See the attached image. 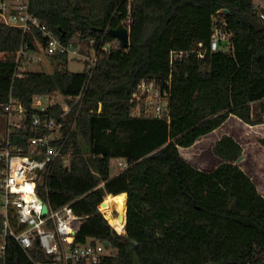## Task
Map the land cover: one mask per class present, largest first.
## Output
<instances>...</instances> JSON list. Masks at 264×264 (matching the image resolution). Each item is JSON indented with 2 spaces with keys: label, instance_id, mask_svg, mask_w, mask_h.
<instances>
[{
  "label": "trees",
  "instance_id": "1",
  "mask_svg": "<svg viewBox=\"0 0 264 264\" xmlns=\"http://www.w3.org/2000/svg\"><path fill=\"white\" fill-rule=\"evenodd\" d=\"M262 11L254 0H31V12L65 42L95 38L99 47L103 37L114 38L105 33L107 27L131 19L130 46L104 52L96 64L77 118L78 131L64 123L58 142L72 153L70 166L65 167L62 158L55 161L44 194L54 207L70 203L76 213L87 215L79 241L91 237L118 249L101 264H136L129 244L140 264L264 262V224L249 214L199 203L173 154L177 146H192L231 115L250 125L264 123ZM216 23L230 34L227 50L210 49ZM27 44L34 47L30 35L0 21V53L5 54L0 58V113L5 114L3 104L11 95L28 106L35 95L55 90L75 95L85 82V71L68 69V54L53 57L62 66L55 73L57 83L41 70L15 77L16 54ZM172 50L184 51L173 63ZM142 78L160 84L171 79L170 121L132 115L131 98ZM62 112L60 104L39 111L42 117ZM26 123L28 127L14 130L11 138L24 148L28 139L44 133L32 130L30 119ZM77 134L83 136L86 149ZM214 152L236 162L243 147L224 134ZM117 158H126L130 166L112 175L111 160ZM123 192L125 234L98 209L106 195ZM34 260L49 259L36 245L27 253L16 241L8 242L7 264Z\"/></svg>",
  "mask_w": 264,
  "mask_h": 264
},
{
  "label": "built area",
  "instance_id": "2",
  "mask_svg": "<svg viewBox=\"0 0 264 264\" xmlns=\"http://www.w3.org/2000/svg\"><path fill=\"white\" fill-rule=\"evenodd\" d=\"M0 16L6 24L19 27L24 34L30 35L34 43V47L27 44L18 50L15 77L24 76L32 70L33 64L42 61L43 56L53 58L59 54L83 59V71L86 74L83 86L75 95L55 90L50 94L35 95L28 106L11 95L3 104L8 129L5 139L0 142V264H7L10 240L16 241L27 253L36 245L49 259L34 260V264H101L105 258L115 256L118 249L111 243L107 246L106 241L91 237L79 241V233L87 215L76 213L70 203L54 207L44 198V194L48 193L47 179L55 161L62 158L65 167L70 166L72 153L65 152V143L58 141L63 138L62 128L65 122L71 125V131H76L79 111L87 97L88 86L100 56L112 49L128 47L123 46L120 39L114 36L111 41L103 37L99 47L96 46L95 38L75 37L70 42H65L31 12V0H0ZM261 17L264 19V11L261 12ZM130 23L131 19L127 18L121 25L126 26L130 32ZM111 28L107 27L105 33L110 32ZM229 38L230 34L224 25L216 23L210 39V49L216 51L224 48L226 42L228 45ZM183 54L184 51L172 50L171 63ZM203 55L204 51L200 50L199 56ZM170 96V78L165 84H160L157 79L142 78L131 98L134 103L132 115L153 116L170 121ZM57 104L63 109L59 116L40 115L39 111L44 112ZM29 107L35 111L30 113ZM101 110L102 103L98 108L99 112ZM27 119L31 121L32 130H44V133L28 139L24 148L13 143L11 138L14 130L28 127ZM116 160L121 170L130 166L126 158ZM98 209L111 224L100 205ZM111 226L117 230L112 224Z\"/></svg>",
  "mask_w": 264,
  "mask_h": 264
},
{
  "label": "rangeland",
  "instance_id": "3",
  "mask_svg": "<svg viewBox=\"0 0 264 264\" xmlns=\"http://www.w3.org/2000/svg\"><path fill=\"white\" fill-rule=\"evenodd\" d=\"M254 1L264 6V0ZM0 21H3L1 16ZM228 45L226 42L224 49L227 50ZM3 57H5L4 53H0V58ZM67 67L73 72H82L84 61L70 56ZM31 68L51 74L57 83L55 73L62 66L53 58L43 56L42 61L33 64ZM7 129L8 119L5 114L0 113L1 138L5 139ZM75 130L77 132L78 128L76 127ZM224 134L233 136L243 147L242 156L236 162L222 160L214 152L216 141ZM77 135L81 146L86 149L87 145L83 136ZM262 139H264V123L250 125L237 116L231 115L219 128L200 137L192 146L187 148L177 146L173 154L179 162L184 181L199 203L235 215L249 214L257 221L264 223V143ZM92 168L94 169L93 165ZM120 171L117 160L112 159L111 174L115 175ZM108 196H105L104 201ZM114 215L116 216L117 212ZM117 230L125 234V229ZM128 248L135 263L140 264L130 244Z\"/></svg>",
  "mask_w": 264,
  "mask_h": 264
},
{
  "label": "bare ground",
  "instance_id": "4",
  "mask_svg": "<svg viewBox=\"0 0 264 264\" xmlns=\"http://www.w3.org/2000/svg\"><path fill=\"white\" fill-rule=\"evenodd\" d=\"M126 197L125 192L114 196L109 195L105 199V206L102 207L111 224L120 230H124L126 223ZM115 212H117L116 216Z\"/></svg>",
  "mask_w": 264,
  "mask_h": 264
},
{
  "label": "water",
  "instance_id": "5",
  "mask_svg": "<svg viewBox=\"0 0 264 264\" xmlns=\"http://www.w3.org/2000/svg\"><path fill=\"white\" fill-rule=\"evenodd\" d=\"M226 12H228V10H226ZM110 33L114 37L119 38L120 41L122 42L123 46H125V47H129L130 46V32H129V30H128V28L126 26L120 25L118 27H112L110 29ZM99 205L102 208L103 206H105V201H102ZM46 210H47V206L44 207V212H46ZM106 245L109 246L110 242L106 241Z\"/></svg>",
  "mask_w": 264,
  "mask_h": 264
},
{
  "label": "crops",
  "instance_id": "6",
  "mask_svg": "<svg viewBox=\"0 0 264 264\" xmlns=\"http://www.w3.org/2000/svg\"><path fill=\"white\" fill-rule=\"evenodd\" d=\"M257 5H260V6H262V4H257ZM262 7H264V6H262ZM104 183H101L100 185H103ZM253 217V216H252ZM256 219V218H255ZM263 223V222H262ZM264 224V223H263Z\"/></svg>",
  "mask_w": 264,
  "mask_h": 264
}]
</instances>
